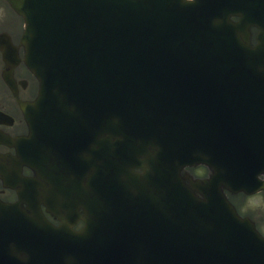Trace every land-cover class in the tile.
<instances>
[{
	"label": "water",
	"instance_id": "1",
	"mask_svg": "<svg viewBox=\"0 0 264 264\" xmlns=\"http://www.w3.org/2000/svg\"><path fill=\"white\" fill-rule=\"evenodd\" d=\"M122 1L74 0V3L68 5V8L60 4H56L53 8L51 7L48 20L42 17H36L34 14L35 18L32 19L31 24H28V35L25 41L28 44L29 53L31 54L30 63L38 64L36 68L37 72L44 79L45 83L50 81L52 84L60 85L59 81L63 80L64 73L71 71L73 68L75 71H84L86 75L93 71V68L108 72V80H102L104 87L114 85L115 79L135 77V73H132V71L124 73L119 68H110L98 62L95 58L93 45L87 37L88 33L85 32L84 27V24H93V22H99L105 15L111 16L114 14L119 9L116 8L117 4ZM15 7L17 10H21L17 3ZM66 9L69 11H66ZM99 15L102 16L97 18ZM251 23L246 21L244 23L243 29H246V32L242 35V42L239 41L238 43L237 41V45H235L236 39L235 42L233 40L235 53L232 54L231 51L230 73L223 74V80H227V85H223L225 87L223 89V95L219 99L217 111L215 105V116L217 117H215V123H213V130L211 125V131L209 127V132L205 133V139H203V143L205 144V151L203 147V157L199 155V159L195 158L199 164L200 162H204L210 165L212 173L209 178L191 181V187H189V192H187V201H185V207H183V213L185 214L183 221L185 218V222L181 223V237H179V240L206 237L204 235V230L206 229L204 228L205 222L203 221L205 212L213 215V220L220 226V222L223 221L227 213V211H223L225 207L223 197L226 199L223 188L226 187L234 190L233 188L243 187L245 182L249 186L251 184L252 188L255 177H252V175L251 177L248 176V173L254 172L255 176H258L256 169L254 170L256 164L253 166L251 164L227 163L228 160L233 162V155L231 153L226 154L227 151H233L232 141H237L232 134L234 130L232 120H246L249 116L248 114L241 115L244 110L243 105L245 104V100L249 99V94L247 96V93H250V90H245L246 87L249 88V85L245 82L251 79L263 81V68H261L263 67V50H254L248 44L249 37L247 33ZM262 24H264L263 19ZM71 25H75V28H70ZM106 33V41L108 42H114L119 39V35L110 27L109 23H107ZM56 39H59L60 43H67L70 46L56 44ZM121 54L122 56L128 57L129 52L127 49H122ZM106 56L108 62L117 63L121 61L119 51L114 46L107 47ZM230 59L227 65H225V71H227ZM87 77L80 75V79L83 80H87ZM233 81H237L238 83H233ZM95 86L97 87L99 84ZM62 92L63 88L60 87V91L57 94L60 95ZM55 95L56 91H54V97H56ZM64 97L68 98L67 93H64ZM108 113H110V110H108ZM217 119H220L219 127L223 123L222 128L217 127ZM111 125H115V123H109V126ZM198 192L204 198L200 197ZM212 205H214L216 213L210 211L209 207ZM228 206L232 208L234 216L238 218L234 207L229 201H227ZM241 220L243 221L242 218ZM207 226L209 227V223ZM212 227L215 226H210V228Z\"/></svg>",
	"mask_w": 264,
	"mask_h": 264
},
{
	"label": "flooded vegetation",
	"instance_id": "2",
	"mask_svg": "<svg viewBox=\"0 0 264 264\" xmlns=\"http://www.w3.org/2000/svg\"><path fill=\"white\" fill-rule=\"evenodd\" d=\"M23 29V18L13 10L8 0H0V130H7L14 135L28 129L17 96L29 99L37 90L35 79L29 77L26 65L20 60L24 53L19 46ZM23 79L27 82L23 83ZM13 90L17 91L16 95ZM13 150L0 145V153Z\"/></svg>",
	"mask_w": 264,
	"mask_h": 264
},
{
	"label": "bare ground",
	"instance_id": "3",
	"mask_svg": "<svg viewBox=\"0 0 264 264\" xmlns=\"http://www.w3.org/2000/svg\"><path fill=\"white\" fill-rule=\"evenodd\" d=\"M170 7L172 9L175 10V12L178 13V15H170V14H167L165 13L166 12V9L161 7V6H154V7H148L150 10H155V11H158V12H162V13H165L164 16H163V21L166 22V24H168L171 28H174V30H177V29H186L185 25L183 24L182 20L184 17H188L190 15L186 14V10H187V7L185 6H178V5H174V4H170ZM173 24H176L175 27H172ZM177 37L175 40H172V39H169V42L171 44L175 43V42H180L182 37L179 35V34H175Z\"/></svg>",
	"mask_w": 264,
	"mask_h": 264
},
{
	"label": "rangeland",
	"instance_id": "4",
	"mask_svg": "<svg viewBox=\"0 0 264 264\" xmlns=\"http://www.w3.org/2000/svg\"><path fill=\"white\" fill-rule=\"evenodd\" d=\"M252 202H260L261 201V196L260 195H257V196H253L250 198Z\"/></svg>",
	"mask_w": 264,
	"mask_h": 264
}]
</instances>
